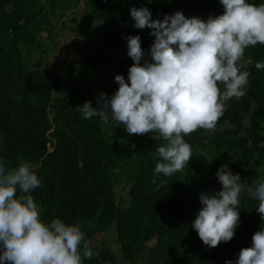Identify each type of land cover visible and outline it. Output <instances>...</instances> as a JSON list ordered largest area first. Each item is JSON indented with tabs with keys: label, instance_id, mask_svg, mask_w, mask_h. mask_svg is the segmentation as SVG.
I'll return each mask as SVG.
<instances>
[{
	"label": "trees",
	"instance_id": "trees-1",
	"mask_svg": "<svg viewBox=\"0 0 264 264\" xmlns=\"http://www.w3.org/2000/svg\"><path fill=\"white\" fill-rule=\"evenodd\" d=\"M147 1L0 0V159L6 168L21 159L40 164L42 186L32 195L43 206L42 219L82 222L98 253L84 264H117L114 252L101 241L92 242L108 229L115 234L121 264H225L250 247L253 234L264 227L258 202L241 194L234 238L214 248L203 244L191 224L201 208L200 194L221 190L216 173L222 165L246 185L247 166L264 162V69L255 68L264 62V45L245 50L247 62L240 67L250 73L245 95L225 101L214 132L200 129L185 137L193 155L172 176L153 174L159 160L153 157L162 142L151 133L130 135L111 119H84L75 110L87 101L96 107L101 93L112 95L118 88L115 75L127 80L133 61L118 53L127 49L124 37L139 35L143 50L153 43L150 29L132 27L129 11ZM160 1L163 16L223 12L217 0ZM79 16L84 22L71 29L73 36L64 43L65 48L75 46L76 64L55 75L43 65L41 40L58 38L66 23L78 22ZM122 177L129 183L124 206L115 193Z\"/></svg>",
	"mask_w": 264,
	"mask_h": 264
},
{
	"label": "clouds",
	"instance_id": "clouds-1",
	"mask_svg": "<svg viewBox=\"0 0 264 264\" xmlns=\"http://www.w3.org/2000/svg\"><path fill=\"white\" fill-rule=\"evenodd\" d=\"M219 3L223 12L207 19L188 18L181 11L153 19L143 5L130 8L132 27L150 29L154 37L150 59H144L139 35L124 37L133 61L127 80L115 75L118 88L112 95L101 93L96 107L87 101L75 108L84 119H111L130 135L151 133L153 140L161 141L153 157H159L154 176H172L188 165L193 151L185 137L200 129L215 131L225 101L245 95L250 73L238 66L245 50L264 45V3ZM255 68L264 69V62H256ZM78 163L82 168L83 162ZM263 163L254 160L247 166L246 185L222 165L216 173L221 190L200 194L201 208L191 228L204 245L214 248L234 238L242 193L258 202L256 210L264 221ZM39 167L21 159L6 168L0 159V264H84L98 253L86 239L82 222L42 219L43 206L32 195L42 186ZM225 264H264V227L253 234L250 247L241 248L237 258Z\"/></svg>",
	"mask_w": 264,
	"mask_h": 264
},
{
	"label": "rangeland",
	"instance_id": "rangeland-1",
	"mask_svg": "<svg viewBox=\"0 0 264 264\" xmlns=\"http://www.w3.org/2000/svg\"><path fill=\"white\" fill-rule=\"evenodd\" d=\"M264 1V0H263ZM217 4L219 5V8L223 10L221 4L219 3V0H217ZM144 6L149 8V10L151 11L152 15L160 18L163 17L162 13V2L160 0H148L147 2L144 3ZM173 9L171 3L168 4L167 6V11L171 12ZM69 12H72V10H68ZM202 19H207V16H203L200 17ZM84 22V17H78V22H67L66 23V27H64L61 31H59V37L55 38V39H48V38H43L41 40V47L40 50L43 51V54H41L42 56V62L43 65L46 68L49 69H53V72L55 75L59 74L60 72L66 71L67 69L73 67L76 64V60L78 52L75 48V46H70L69 48H65L64 47V43L65 41H70L72 36H73V32L71 29H74L76 27V24H81ZM75 30V29H74ZM152 45L149 44L145 50V57L144 59H150L149 56V49L150 46ZM39 51L36 50L32 56L34 58L37 57ZM121 55H124L127 53V49L122 50L120 52ZM30 56V57H32ZM40 56V55H39ZM32 57V59H34ZM243 62H247L244 59V56L242 57V59L239 61L238 66L241 67V64ZM143 63V60H142ZM241 69V68H240ZM262 172L264 173V163L262 166ZM125 178L122 177L120 178L116 185H115V193H116V201L118 202V204L120 205H126L127 200H128V196H127V190H128V186L129 183H124ZM102 242L104 244V246L108 249H110L112 252L115 253L116 255V263L117 264H121V258H120V254L118 252V246L116 244V238H115V234L113 232V230H106L104 232L101 233H97L92 237V242L94 244Z\"/></svg>",
	"mask_w": 264,
	"mask_h": 264
}]
</instances>
